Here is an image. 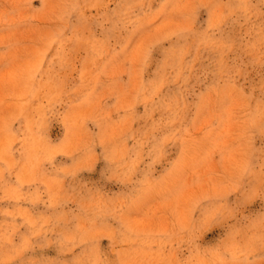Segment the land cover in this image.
I'll return each mask as SVG.
<instances>
[{
	"label": "rangeland",
	"instance_id": "obj_1",
	"mask_svg": "<svg viewBox=\"0 0 264 264\" xmlns=\"http://www.w3.org/2000/svg\"><path fill=\"white\" fill-rule=\"evenodd\" d=\"M0 264H264V0H0Z\"/></svg>",
	"mask_w": 264,
	"mask_h": 264
}]
</instances>
